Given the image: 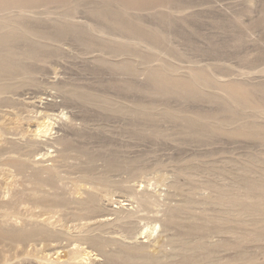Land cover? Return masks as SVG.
<instances>
[{"label":"rangeland","instance_id":"374dc122","mask_svg":"<svg viewBox=\"0 0 264 264\" xmlns=\"http://www.w3.org/2000/svg\"><path fill=\"white\" fill-rule=\"evenodd\" d=\"M42 1L0 8V22L21 21L26 16L22 23L38 35L10 30L15 32L12 45H8L15 52L10 58L34 71L37 82L19 90V104L1 108L0 122L28 128L30 123L42 121L37 112H44L52 101L60 103L55 111L62 112L60 124L68 121V115L76 116L72 130L62 128L59 122L52 125L54 135L71 132L64 145L55 144L57 150L66 147L70 157L58 170L48 171L63 178L65 191L87 182L102 189L110 187L105 190L109 202H105L104 213H110L112 221L92 234L120 237L126 244L142 245L149 253L163 256L152 264H264V0H137V4L129 0L132 5L125 7L106 0ZM119 18L126 21L127 28L118 23ZM8 46H0V53H6ZM22 55L27 59L20 61ZM64 90L92 94L97 101ZM104 99L117 109L110 110ZM135 107L141 112L136 113ZM58 118L51 120L57 122ZM55 147L42 144L34 152L39 154L32 157H43L46 162L41 165L52 167L51 158L58 154ZM90 160L95 165L93 173L100 178L83 172ZM14 161L0 158V163ZM108 167L113 171L107 173ZM8 169L9 173L2 172L8 181L19 178L10 176L11 171H19L17 167ZM133 192L139 196L148 193L159 203L152 210L134 216L125 213L127 217L119 219L112 212L116 206L127 203L122 206L124 211L138 209ZM20 193V200L34 202L32 196ZM26 202L25 207H31ZM43 202L49 206L53 201L48 198ZM74 207L69 210L75 211ZM168 214H174L179 222L171 228L164 226ZM65 220L73 233L63 244L101 253L98 245L78 233V220L74 222L70 216ZM193 223L205 228L186 237L188 244L180 243L183 230ZM0 235H4L1 226ZM196 242L210 243L206 247L217 250L194 260L181 259L183 254L195 253L191 251L202 252L193 246ZM107 248L118 250L120 243H110ZM99 257L97 264L114 263Z\"/></svg>","mask_w":264,"mask_h":264},{"label":"bare ground","instance_id":"6f19581e","mask_svg":"<svg viewBox=\"0 0 264 264\" xmlns=\"http://www.w3.org/2000/svg\"><path fill=\"white\" fill-rule=\"evenodd\" d=\"M22 1H29V0H0V8L2 6H7V7L10 6L11 7V4H16V3L22 2ZM44 1H47V0H44ZM44 1H42V3H44ZM53 1L55 2L56 0H53ZM113 2L120 3V4L122 3V5H124V7H125V5H127V6L128 5H132V2L133 1L132 2H129V0H127V1L126 0H106V3L107 4H112ZM27 3H29V2H27ZM27 3H25L26 6H29V5H27ZM42 3H40V4H42ZM135 3L137 4V0L135 1ZM6 4H9V5H6ZM29 4H31V3H29ZM45 4H46V2H45ZM129 7H127V8H129ZM138 7L139 6L137 5V8ZM22 8H25V7H21L20 9H22ZM27 8H29V7H27ZM32 8H34V7H32ZM139 8H141V6ZM122 9L124 10L125 8H122ZM143 9H145V8H143ZM12 10H13V8H12ZM0 11L2 12L3 10H0ZM21 11H23V10H21ZM28 11L29 10H27V12ZM10 12H11V10H10ZM14 12H15V10H14ZM32 12L34 13L33 10H32ZM125 12H126V10H125ZM127 12H130V11L127 10ZM0 15H1V13H0ZM8 15H10V13ZM18 15H20V13L17 14L16 16L18 17ZM22 15H21V17H22ZM100 15H101V13H100ZM2 16H3V14H2ZM27 16H28V14H27ZM8 17H10V16H8ZM102 17L105 18L106 16L104 17L102 15ZM12 18H13V20H17L16 17H11V19ZM14 18H16V19H14ZM24 18H22V20ZM19 19H21V18H19ZM19 19L17 21H14V22H12V20L11 21L5 20L3 22H0V46H1V48H2V46H4L3 48H5L6 45L7 46L8 45H12V43H13V40L15 39V32H11L10 30L22 31L25 34L26 33H28V34L30 33L32 35L38 36L33 30L29 29V26L28 25L27 26L26 25L24 26V24H23L24 22L22 23V20L20 21ZM118 20H121V19L119 18ZM118 20H117V22H118ZM121 21H119L118 23L121 24L123 26V28L124 27L127 28L126 27L127 23H125L126 21L125 22H124V20L122 22ZM117 22H115V23H117ZM18 34H19V32H18ZM26 35H25V37H27ZM20 39H22V38H20ZM36 45H34V46H36ZM7 49H8V51L6 50V53H0V110H1L2 107H6V106L9 107V106H11L10 103H14L15 102L16 104H19L21 102L20 97H22V94L19 92V90L22 87H24V85H26L27 83H30V82L31 83L32 82H35L36 83L37 82V77L35 75V72L32 71V70H28L26 66L23 67L21 64L14 63V61L10 57L12 56V53H15V52H13L12 51V48L9 47V46L7 47ZM16 49H14V50H16ZM20 50H19V52H20ZM19 52H17V53H19ZM22 52H24V50ZM25 53H27V52L25 51ZM28 54L31 55V53H27V55ZM33 54H35V53L33 52ZM38 56L39 55L37 54V57ZM22 57H20L21 58L20 61L22 59L24 61L25 58L27 59L26 56H23L22 55ZM28 57H29V55H28ZM32 57H30L29 59L33 60ZM14 58H16V57H14ZM14 60H16V59H14ZM36 62L38 63V60H36ZM122 66H124V68H126L125 65H122ZM143 72H145V70ZM150 72L152 73V71H150ZM150 72H148V74ZM153 73H155V72H153ZM166 73H168V72H166ZM169 74H172V73H169ZM162 77H165V76L162 75ZM170 79H172V78H169L168 80H170ZM156 80H158V79L156 78ZM158 82H159V80H158ZM158 82H156V84ZM162 83L165 84V82H162ZM179 84L181 85V83H179ZM169 85H167V86H169ZM173 85H175V84H172V86ZM180 85H178V87ZM157 87H158V85H157ZM157 87H156V91L159 88V87L158 88ZM164 87H165V85H164ZM163 88H162V91H163ZM176 88H177V86H176ZM159 90H161V89H159ZM166 90H168V87H167ZM166 90L164 89V91H166ZM64 91H66V90H64ZM162 91H160V92H162ZM178 91H180V90H178ZM66 92L71 93L73 96H79V97L81 96V97H83V98H85L87 100H93V101L96 100V97L94 98V95H92V94L91 95H89V94H83V93L78 92L76 90H74V91L73 90H67ZM48 94L49 93H47L46 95H48ZM35 97H34V99H35ZM231 98H232V95H231ZM104 100H102L103 104L105 106H108V107L112 108L110 110L117 109V107L114 106L115 104L112 105L110 102L106 101V99H104ZM241 100H243V99H241ZM47 103H48L47 104L48 107L51 109V111L53 113H51V111L50 112L49 111L48 112L46 111L47 109L49 110L48 107H47L46 110H44V112L46 111V113H44L43 111H41L43 113H41L40 111L37 112V113H40L37 116L41 117L42 121L41 122H36V123L35 122H32V123L29 124L28 128H22V129L21 128L20 129H17V128H14V127L12 128V126L10 127L9 125L4 124L2 121L0 122V158H4L5 157L7 160H10V159L15 160L14 163H12V164H10L9 162L0 163V176H2V177H0V226H1V231L4 233V235H0V237L2 238V239H0V264H97V263H100V261H101V259L99 257L100 255L101 256H104L108 262L110 261V263L111 262H114V263L117 262L116 264H152L153 262H155L157 260H161V258L163 256L161 257V256H159L160 254L159 255H156V254L153 255V253L152 254L149 253L148 250H147V248L145 246L138 245V246H140V247H138L136 245L126 244L125 243L126 241L124 242V240H122L120 237H116V236L115 237H110V238L109 237L108 238H104V237L98 235V233H97V235H93L92 234V232H93L94 229L96 230V228H101V227L103 228V226H105L106 224H108L109 221L110 222L112 221L111 218H110V213H106L107 211L104 213V211L106 210V206H107L105 202H107V204L109 202V197H108V193L109 192L108 191H105V190H109L110 187L108 188V186H107V189H102L103 187L100 188L99 184H97L99 187L96 186L94 182L92 184L90 183V185H87L89 183L86 181L87 183L86 182H85L86 184L83 183L84 185H82V184H75V185H73V187H75V188L71 187L68 191H65L64 190V187L66 185L63 184V178L61 176H59L58 173H57V176H55L56 177L55 178L51 174V172L48 171L51 168H55V169L58 170L60 167H62L67 162V159L70 157L69 156L70 154H68L69 151H68V153L66 152L67 151L66 147L64 148L65 150L63 149V147H62L63 150L62 149L61 150H57L58 147L55 144H58V145L61 146V144L63 143V145H64V143H66L68 141L67 139H68L69 134L71 132L69 134L67 133L66 135H64V134L59 135L60 133L57 134V135L55 134L56 136L54 134H52V132H50V129L53 128L52 125H55V123L58 124V122L61 120L62 117H60L59 115L62 112H60L58 114H55V111L58 110V107H59L60 103H56L55 101L47 102ZM26 106H29V105L26 104ZM144 106H145V104H144ZM142 108H143V106H142ZM137 110H139V109H137V107H135L134 111L136 113H137ZM25 111H28V110H25ZM118 111H119V109H118ZM139 111L141 112V110H139ZM143 111H145V110H143ZM146 112H147V110H146ZM15 113H17V112H15ZM20 115H22V114H20ZM63 115H65V114H63ZM24 117H26V114H25ZM28 117H29V115H28ZM57 117H59L58 118L59 120L57 122H52L53 118H57ZM67 117H68V121H66L65 123L64 122H61V124L59 122V126H61L62 128L63 127H66V129L68 127V128H70L72 130V129H74L73 120H75V117L76 116L74 114H70ZM47 118H48V120L45 121L44 119H47ZM34 119L36 121V117ZM53 121H55V119ZM200 123H201V125H202V123L205 124L204 122H200ZM236 127H237V125H236ZM66 132H69V131H66ZM75 133L76 132H74V134ZM10 135H14V137L13 136L11 137ZM42 144H46V146L48 145L50 148L56 146L55 147L56 148L55 151H57L58 154H56V156H54V157L52 156V158H51V160L54 161V164H52V167L42 166L41 165L45 161V160H42L43 157H40V158L39 157L38 158H35L34 157V159L32 157V156H34L36 154H39L38 152L37 153H34V152H36L41 147ZM70 144H71V142H70ZM44 154L45 153H43L42 156ZM62 154H64L63 157H62ZM80 154L81 153H79L77 155L80 156ZM31 157L33 159L32 161L29 160ZM7 165H10L9 167L12 166V167H17L19 169V171L18 170L11 171V175L10 176H13V177L16 178L18 175H20L19 178L17 177L15 181L14 180L13 181H8L7 178H6V175L7 174H5V175L2 174V172H8V173L10 172L11 169L9 170L8 169L9 167ZM3 166H5L6 168L3 167ZM108 168L109 169L106 170L107 173L113 171V169H111L110 167H108ZM94 169H95V165L90 160L89 164L84 168L85 171H83V172L86 173L87 176L88 175L91 176L90 174H92L94 172L93 171ZM30 170H31V172H30ZM54 175H56V174H54ZM95 176H94V178H95ZM98 176L99 175H97V177ZM91 178H93V175L91 176ZM99 178H100V176H99ZM105 180H107V179H105ZM100 181H101V179H100ZM248 181H250V180H248ZM81 182H83V181H81ZM47 186L49 188H47ZM104 188H106V186H104ZM249 190H251V189H249ZM251 191H253V190H251ZM20 192H22V194L23 193H27V195L32 196L34 202H32L30 204V203H28V201L26 202L25 200H20L21 199V197L19 196V193ZM28 192H30V193H28ZM137 194L138 193L133 192L132 193V197L139 204V205L137 204L138 209H136V210L134 209V211H132L130 209L124 211L125 208L123 209L122 206L128 205L127 203H124V204H120L119 207L116 206V209L113 208L114 211H112V212H114L115 214H117L118 217H119V219H120V218H123L125 216L127 217V215L128 216H134L136 212H139L141 210H143V211L144 210H147V211L152 210V208H154V206H157V203H159L158 201L153 200L151 198V195L148 194V193H143L140 196H139V194L138 195ZM239 196H241V195H239ZM24 198H26V196ZM48 198H50L53 202H52V204H49V206H46V204L43 201L45 199H48ZM25 202L27 204L31 205V207H29V206L28 207L27 206L25 207ZM243 202L245 203V201H243ZM234 203H235V200H234ZM248 203H250V202H248ZM71 205H75V207H74V210L75 211H70L69 210L70 207H71ZM249 206L251 207V205H248V207ZM37 207H41V208L39 210H35V208H37ZM254 208H255V206H254ZM113 209H110V210H113ZM168 210H170V209H168ZM25 211H26V213H25ZM164 212H165V210H164ZM246 212H248V211H246ZM123 213H124V216H123ZM188 214H190V213H188ZM136 215H138V214H136ZM168 215L169 216L165 215V216H167V218L164 221V224H165L164 226H167V227H170L171 228L172 226L177 225L179 223L178 220H177V217L174 214H168ZM67 216H70L71 218H73V221L74 220L75 221L76 220L79 221V223L77 222L78 223L77 228H79L78 233L79 232L84 233V235L82 236L84 239L88 240L89 243H91L92 245H95V246L98 245L100 247V248H98V250H101V253L100 254L93 253L90 249H86V248L80 247L79 245H74V244H71V243L70 244H63V242H62L63 239L65 238V239H68L70 241V239L69 238H66V237L71 236V234L73 233V232H71V228H70L69 224L65 220V218ZM165 216H164V218H165ZM192 216H190V217H192ZM139 217H141V216H139ZM144 217H145V215H144ZM144 217H143V219H144ZM195 218H197V217H195ZM140 220H142V219H140ZM73 221H69V222H73ZM127 223H129V221ZM203 225H205V224H203ZM204 228H205L204 226L197 225L196 223L195 224L193 223L192 226H189L187 229L183 230L184 231V237H182L179 240V242L180 243H183V244H185V243L188 244L189 241H187L185 238L186 237H190L191 235L198 233L199 230H202ZM100 230H102V229H100ZM214 231L215 230H213L212 233H214ZM182 232L180 234H183ZM204 234H206V233H204ZM126 236L123 237V238H126ZM173 236H175V235L173 234ZM75 237H77V236H75ZM196 238H197V236H196ZM199 238H200V236H199ZM210 238H212V237H210ZM255 238H256V236H255ZM31 241H33V242H31ZM113 242H119L120 243V248L119 249L117 248L118 250L112 249V248H110L112 250H109L107 248L110 245V243H113ZM38 245H40V246H38ZM6 246H7V248L9 250H7V248L4 250V247H6ZM193 246H196L195 247L196 250H202V252H199V251L198 252L191 251V252H195V253H193V254H189L188 253L189 255L188 254L187 255L186 254L185 255L183 254V256H182L183 258L181 257V259H185L186 260V259H189V258H192L193 259L195 257L198 258V257H201V256H208L209 254L215 253L216 250H217V249L214 250L213 248L208 249L209 246H210V243H207V242L206 243H204V242H196V244H194ZM179 248H181V247H179ZM30 249L33 250V251H31ZM191 250H195V249H191ZM9 251H11V254H8ZM157 252H159V251H157ZM157 252H155V253H157ZM184 252H187V251H184ZM162 264H165V263H162Z\"/></svg>","mask_w":264,"mask_h":264}]
</instances>
